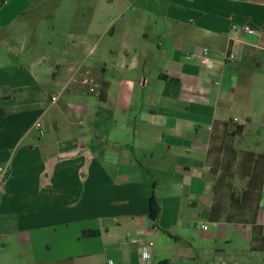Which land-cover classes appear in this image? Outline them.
I'll return each mask as SVG.
<instances>
[{"label": "crops", "instance_id": "1", "mask_svg": "<svg viewBox=\"0 0 264 264\" xmlns=\"http://www.w3.org/2000/svg\"><path fill=\"white\" fill-rule=\"evenodd\" d=\"M136 1L0 0V264H264L207 159L264 153V0Z\"/></svg>", "mask_w": 264, "mask_h": 264}, {"label": "trees", "instance_id": "2", "mask_svg": "<svg viewBox=\"0 0 264 264\" xmlns=\"http://www.w3.org/2000/svg\"><path fill=\"white\" fill-rule=\"evenodd\" d=\"M100 95L104 98L105 93ZM243 132V126L229 123L213 129L207 157L214 177L210 220L252 225V250H262L264 226L258 223V215L264 190V153L241 151L235 140Z\"/></svg>", "mask_w": 264, "mask_h": 264}, {"label": "rangeland", "instance_id": "3", "mask_svg": "<svg viewBox=\"0 0 264 264\" xmlns=\"http://www.w3.org/2000/svg\"><path fill=\"white\" fill-rule=\"evenodd\" d=\"M61 1V3L64 5V7L65 6H67V5H73V4H75L76 6H80L81 7V9L80 10H78V12H81L82 11V8L84 7L83 5L85 4V2L86 1H91V2H94V3H96V1H98L99 3L101 2V0H60ZM119 1V3H124V4H129V3H131V2H133V3H136V4H141L142 3V1L141 2H134V0H118ZM64 7L62 8V10H60V13H58V14H56L55 16L58 18V19H60L61 21H62V24L64 23V19L65 18H68L69 16V11L67 10V9H64ZM130 11V13L132 12V13H136L135 11H133V10H129ZM68 26H65V28H67ZM106 41H110V42H112L113 43V45H120L119 44V42H120V39L118 38V37H116V38H113V39H111V38H109V39H107V40H104V41H102L101 43H100V49L101 50H104V49H106V47H105V42ZM64 41L63 40H61L60 42L59 41H56L55 43H53L52 45H48V44H46L45 43V46H47V47H49V49H50V51L51 52H56V53H59V48L61 47V46H63V45H65L64 43H63ZM44 45V43L43 44H41V46H43ZM80 53H82V52H80ZM83 56H84V54L83 55H81V57L83 58ZM47 87V86H46ZM94 90V89H93ZM205 222V224H207L208 226H211V222H209V220H206V221H204Z\"/></svg>", "mask_w": 264, "mask_h": 264}, {"label": "built area", "instance_id": "4", "mask_svg": "<svg viewBox=\"0 0 264 264\" xmlns=\"http://www.w3.org/2000/svg\"><path fill=\"white\" fill-rule=\"evenodd\" d=\"M245 30L248 31L249 33H254L255 32V30L252 27H250V26H245ZM203 54L206 56V58H208V55L210 54L209 49H207V48L204 49V53ZM235 59H236L235 51L232 50L231 52L226 54V60L232 61V60H235ZM35 125H36V128L40 131V133L42 135H44L45 130H44L43 124L40 121H37ZM4 178H5V168L0 166V182L3 181ZM203 228L207 229L208 226L205 225V226H203ZM150 245H153V243L151 242ZM150 257H151V253H150L149 247L146 246V247H144V249H143V251L141 253L142 263L145 264L150 259ZM111 264H112V262H111Z\"/></svg>", "mask_w": 264, "mask_h": 264}, {"label": "water", "instance_id": "5", "mask_svg": "<svg viewBox=\"0 0 264 264\" xmlns=\"http://www.w3.org/2000/svg\"><path fill=\"white\" fill-rule=\"evenodd\" d=\"M207 201H204L205 204H209L210 203V196H206Z\"/></svg>", "mask_w": 264, "mask_h": 264}]
</instances>
